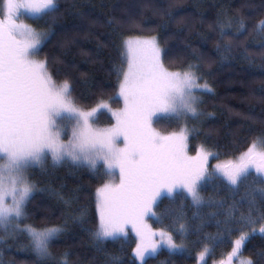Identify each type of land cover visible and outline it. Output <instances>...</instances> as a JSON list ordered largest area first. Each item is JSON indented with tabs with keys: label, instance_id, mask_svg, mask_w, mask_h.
<instances>
[{
	"label": "snow or ice",
	"instance_id": "snow-or-ice-1",
	"mask_svg": "<svg viewBox=\"0 0 264 264\" xmlns=\"http://www.w3.org/2000/svg\"><path fill=\"white\" fill-rule=\"evenodd\" d=\"M23 10V11H22ZM58 0H3L0 19V230L6 238H27L25 247L35 253L41 264H69V253L56 257L53 241L68 230V220L61 224L37 226L30 223L29 204L41 189L31 179V170L71 164L105 178L96 191L98 222L87 227L88 209L72 218L87 231L98 245L105 241L123 244L128 228L137 237L135 256L146 264L157 253L153 240L157 232L149 224L156 218L163 223L168 213L158 212L160 201L173 193H187L193 205L205 203L204 185L217 174L230 190L246 188L245 205H234L224 222V232L240 231L232 254L241 250L246 240L244 228L260 223L264 234V132L258 135L247 151L236 159L214 165L209 172V158L219 155L201 146L195 156L188 155L189 136L200 129L195 123L205 115L201 97L212 88L199 74L198 66L171 71L165 66L163 49L156 37H128L122 42L123 60L117 70L118 96L123 107L113 110L109 101L98 100L94 107H82L73 94L68 79L57 80L49 71L45 57L40 59L51 31H37L17 22L25 13L32 19L55 17ZM239 11V10H237ZM249 17L241 13L217 15L221 39H241L247 31ZM264 32V21L260 22ZM230 52V46L225 47ZM118 102V101H116ZM106 110L115 123L100 126L97 113ZM210 115V114H209ZM183 122L179 131L162 134L156 125L161 119ZM257 176H252V171ZM254 185V187H253ZM257 193L259 194L257 196ZM64 200L63 196L60 197ZM70 204L69 200H64ZM219 224V221H218ZM188 229L181 223L180 238ZM170 250H181L170 230L159 231ZM5 237H0L3 239ZM205 247L201 253L214 251ZM111 264H120L111 257ZM247 264H254L248 260Z\"/></svg>",
	"mask_w": 264,
	"mask_h": 264
},
{
	"label": "trees",
	"instance_id": "trees-1",
	"mask_svg": "<svg viewBox=\"0 0 264 264\" xmlns=\"http://www.w3.org/2000/svg\"><path fill=\"white\" fill-rule=\"evenodd\" d=\"M58 6L54 18L30 20L25 13L22 19H28L37 31L53 33L40 59L47 58L54 78L71 82L82 107L90 109L101 98L109 101L114 97L109 101L112 109L122 108L117 70L125 60L123 39L156 37L169 70L196 65L212 88L211 93L201 97L200 109L205 114L201 121L188 122L189 127L195 123L200 129L189 136L188 153L195 156L203 145L219 155V160L209 161V172L216 163L238 158L264 132V32L260 30L264 0H58ZM225 11L230 16L243 13L249 17L241 39H221L216 19ZM226 46H230V52L225 51ZM97 115L102 127L114 123L106 110ZM182 126L183 122L161 119L156 129L169 134ZM252 176L257 174L252 172ZM217 177L204 185L205 203L201 206L193 205L186 193L179 192L160 201L158 212L168 215L163 223L152 218L149 224L153 230H170L174 242L186 244L187 249H161L146 264H196L197 256L205 247L212 249L214 240L222 243H217L206 264L228 256L241 232L227 235L224 222L234 205H245L242 198L247 192L244 186L230 190L219 174ZM31 179L41 190L29 204V222L43 226L69 221L67 232L53 241L51 251L56 257L68 252L69 264H111V257L116 256L120 264H138L133 255L136 241L131 234L123 244L105 241L98 245L72 220L87 208L92 222L87 227L98 222L95 193L105 178L71 164L53 166L48 160L44 167L31 170ZM61 196L70 204H65ZM181 223L188 229L184 239L179 233ZM242 231L249 236L241 256L254 264H264V235L252 228ZM0 237H5L0 239V264H41L25 247L26 237L8 239L2 230Z\"/></svg>",
	"mask_w": 264,
	"mask_h": 264
},
{
	"label": "rangeland",
	"instance_id": "rangeland-1",
	"mask_svg": "<svg viewBox=\"0 0 264 264\" xmlns=\"http://www.w3.org/2000/svg\"><path fill=\"white\" fill-rule=\"evenodd\" d=\"M3 16H4V12H3V0H0V19H3ZM28 19L33 20V19L30 18V17H28ZM28 19H22V16H21L20 19H19L17 22H23V23H25V24H27V25H29L30 27L33 28V26L31 25V23H30V21H29ZM262 21H264V19H263ZM140 38H145V37H140ZM124 58H125V60H126V50L124 51ZM120 99H121V98H120ZM121 101H122V99H121ZM122 107H123V101H122ZM102 111H103V110H102ZM97 114H98V113H97ZM162 119H163V118H162ZM113 121H114V119H113ZM114 123H115V121H114ZM169 134H170V133H169ZM165 135H167V134H165ZM187 152H188V144H187ZM188 155H190V154L188 153ZM190 156H192V155H190ZM211 159H213V158L210 157V158H209V161H210ZM49 160H50V158H49ZM213 168H214V167H213ZM252 172L256 174V172H255L254 170H253ZM101 187H102V186H101ZM186 194H187V193H186ZM95 199H96V193H95ZM97 216H98V214H97ZM261 226H262V225L258 226V228L255 229V230H256V233H257V234L264 235V234L260 233V231H259V229H260ZM154 231L157 232V235L153 237V240H154L155 243L158 245L157 253H158L161 249H165V250H168V251H170V252H184V251H186L187 246H186V244H184V243H182V244H183V249H181V250H170V249L167 247V244H166L164 241H162L161 237L159 236L158 233H159L160 230H154ZM128 232H129V234H131V235L135 238V241L137 242V237L135 236V233L132 232V230H131V226H129V228H128ZM248 236H249V234H246V239L248 238ZM245 242H246V240H245ZM245 242H244V243H245ZM177 244H181V243H177ZM243 245H244V244H243ZM243 245H242V247H241V250H240L239 252H237L235 255L232 254V250H233V249H232L231 252L228 254L227 257H225V258L222 259L221 261H219V262H217V263H214V264H247V261H248L249 259H245V258H243V257L241 256V251H242ZM135 247H136V246H135ZM233 247H234V245H233ZM134 249H135V248H134ZM203 252H204V251H203ZM157 253H156V254H157ZM201 253H202V252H201ZM201 253L197 256L196 264H206V263H207V259H208V255H209V253H205L203 259H201ZM156 254H155V255H156ZM133 255H134V258H135L136 262H137L138 264H141V261L135 256V253H133ZM155 255H153V256H155ZM153 256H151V257H153Z\"/></svg>",
	"mask_w": 264,
	"mask_h": 264
}]
</instances>
